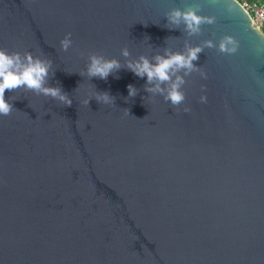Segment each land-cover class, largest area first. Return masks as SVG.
Segmentation results:
<instances>
[{
  "label": "water",
  "instance_id": "water-1",
  "mask_svg": "<svg viewBox=\"0 0 264 264\" xmlns=\"http://www.w3.org/2000/svg\"><path fill=\"white\" fill-rule=\"evenodd\" d=\"M227 2L0 0V48L51 60L49 85L72 99L6 91L0 264H264V34ZM196 3L216 24L192 38L165 27L169 9ZM213 32L239 49L206 48L196 63L207 78H187L179 108L123 68L107 81L79 75L90 53L123 63L122 48L151 56ZM96 91L115 104L84 105Z\"/></svg>",
  "mask_w": 264,
  "mask_h": 264
},
{
  "label": "clouds",
  "instance_id": "clouds-1",
  "mask_svg": "<svg viewBox=\"0 0 264 264\" xmlns=\"http://www.w3.org/2000/svg\"><path fill=\"white\" fill-rule=\"evenodd\" d=\"M226 11L229 13L242 12L239 0H228ZM165 27L169 30L179 29L187 38L198 37L203 32L204 25H214L217 22L215 15L204 14V7L201 3L194 6L172 7L165 14ZM255 27V24L252 25ZM264 34V29H256ZM215 33L212 39L201 40L193 44L191 39H185L182 49L174 50L164 47L162 51H156L149 56L141 54L132 58L127 47L122 48L121 60L113 57L108 58L102 54L90 53L87 57L85 69L79 73L80 76H87L89 80L97 78L107 81L110 75H114L120 69H126L138 78H145L143 85L144 92L152 96H161L173 107L179 108L185 103L186 93L184 86L187 78L194 72L200 73L202 78H207L197 65L199 56L204 50L216 49L224 55H234L239 49V41L230 34H225L217 41ZM61 50L68 51L72 46L71 33L65 35L60 42ZM52 71V61L40 56H34L31 52H9L0 48V116L10 115L14 109L13 103L6 99V91L13 92L19 89H26L38 95L49 96L61 104L71 107L72 99L61 86H50L48 81ZM119 78V77H116ZM128 97L134 98L138 95L139 89L134 85H127ZM92 99L99 105H114L115 97L108 91H96L91 99H84L82 103L89 106ZM127 99V98H126ZM143 99V98H142ZM200 101L207 102V97L201 95ZM187 106L183 111L189 112Z\"/></svg>",
  "mask_w": 264,
  "mask_h": 264
},
{
  "label": "built area",
  "instance_id": "built-area-1",
  "mask_svg": "<svg viewBox=\"0 0 264 264\" xmlns=\"http://www.w3.org/2000/svg\"><path fill=\"white\" fill-rule=\"evenodd\" d=\"M244 9L248 12L253 22L256 23L260 29H264V0L240 2Z\"/></svg>",
  "mask_w": 264,
  "mask_h": 264
},
{
  "label": "trees",
  "instance_id": "trees-1",
  "mask_svg": "<svg viewBox=\"0 0 264 264\" xmlns=\"http://www.w3.org/2000/svg\"><path fill=\"white\" fill-rule=\"evenodd\" d=\"M240 2H244V1H247V2H251V1H263V0H239Z\"/></svg>",
  "mask_w": 264,
  "mask_h": 264
}]
</instances>
